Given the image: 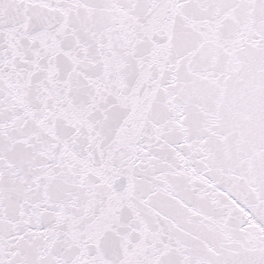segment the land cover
I'll list each match as a JSON object with an SVG mask.
<instances>
[{
	"label": "snow or ice",
	"instance_id": "6c2138e0",
	"mask_svg": "<svg viewBox=\"0 0 264 264\" xmlns=\"http://www.w3.org/2000/svg\"><path fill=\"white\" fill-rule=\"evenodd\" d=\"M0 264H264V0H0Z\"/></svg>",
	"mask_w": 264,
	"mask_h": 264
}]
</instances>
